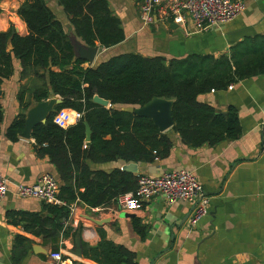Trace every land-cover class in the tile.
<instances>
[{"label":"crops","instance_id":"0c3cea01","mask_svg":"<svg viewBox=\"0 0 264 264\" xmlns=\"http://www.w3.org/2000/svg\"><path fill=\"white\" fill-rule=\"evenodd\" d=\"M22 1L0 0V32L10 27L19 34L27 32L25 23L16 13ZM45 1L61 21L73 46L84 44L75 35L57 1ZM107 1L120 19L124 39L109 48L97 44L94 62L84 60V67L121 53L165 59L191 54L219 56L228 54L230 47L245 37L264 34V0H243L244 9L233 20L200 32L194 31L188 17L182 23H175L170 16L158 11L151 22L143 23L140 18L142 0ZM13 63L12 76L0 88L3 112L0 171L11 183L9 192L0 201V264H54L50 258L54 251L61 252L67 260L64 264H99L83 256V245L96 246L102 236L133 252L138 264H264V138L260 131L264 120V74L199 96L201 102L217 113H227L229 108L235 110L240 129L238 138L214 145L190 146L169 128L163 132L172 142L167 157L133 162L137 171L132 173L137 176H158L179 169L192 171L210 196L207 214L196 225H188L192 204L169 203L162 196L140 200L135 211L121 208L115 200L95 208L75 202L71 204L73 211L68 219L63 221L65 235L60 233L53 242L26 231L20 216L11 214L41 212L42 209L40 201L16 195L13 184H33L45 172L53 174L60 184L55 166L48 157L38 155L31 136L24 138L19 134L14 141L5 136L6 128L20 110L18 95L25 92L24 98L30 101L31 107L36 103L31 90L46 83V78L36 76L33 70L21 77L19 60L14 58ZM128 163L131 162L86 160L91 170L106 172L122 170ZM134 221L144 227L142 234L134 228ZM17 236L29 240L26 256L21 259L16 255ZM76 236L81 239V256L72 253Z\"/></svg>","mask_w":264,"mask_h":264},{"label":"trees","instance_id":"16d2710c","mask_svg":"<svg viewBox=\"0 0 264 264\" xmlns=\"http://www.w3.org/2000/svg\"><path fill=\"white\" fill-rule=\"evenodd\" d=\"M56 1L86 46L109 48L123 41L120 19L107 0ZM16 13L27 32L19 34L12 27L0 32V88L12 76L16 58L21 77L33 70L36 76L46 78L45 84L31 90L35 102L48 97V87L62 100L44 123L32 128L31 137L38 155L48 157L55 166L60 180L58 197L64 204L42 203L41 212L11 213L20 216L26 231L44 240L55 242L60 233L65 235L63 221L68 219L72 203L101 207L136 188L138 176L132 172L91 170L86 160L152 162L168 156L172 142L149 117L115 105L139 107L155 97L171 99V128L182 141L190 146L214 145L239 137L238 118L233 108L217 113L199 96L264 74V34L245 37L232 45L228 54L219 56L191 54L165 59L121 53L84 67V60L75 57L68 34L45 0H23ZM24 94L18 95L19 113L5 130L11 141L24 128L30 105ZM95 94L108 101L109 107L95 103ZM62 108L79 111L82 118L67 128L59 127L52 118ZM2 117L0 103V124ZM84 121L91 130L89 142L85 140ZM134 228L143 233L139 221H134ZM27 243L26 237H16L17 259L26 256ZM83 256L99 264H138L133 252L104 236L96 246L84 244Z\"/></svg>","mask_w":264,"mask_h":264},{"label":"built area","instance_id":"2783aa9c","mask_svg":"<svg viewBox=\"0 0 264 264\" xmlns=\"http://www.w3.org/2000/svg\"><path fill=\"white\" fill-rule=\"evenodd\" d=\"M243 9V0H142L140 18L143 23L151 22L156 11L170 16L175 23H182L185 17H188L194 31L200 32L213 25L233 20ZM81 118V112L62 108L54 114L52 120L59 127L67 128ZM260 131L264 138V120L260 124ZM10 186L9 179L0 171V201L7 195ZM59 187L56 177L45 172L33 184H13V191L20 197H31L41 203L61 205L64 202L58 197ZM155 196H162L169 203L184 201L192 204L188 217L190 227L207 214L210 201V196L196 175L186 169L171 170L158 176L138 175L136 188L118 195L115 201L121 208L135 211L140 200ZM70 211H73L72 206ZM50 258L54 264H64L67 261L60 251L51 252Z\"/></svg>","mask_w":264,"mask_h":264},{"label":"water","instance_id":"95a60500","mask_svg":"<svg viewBox=\"0 0 264 264\" xmlns=\"http://www.w3.org/2000/svg\"><path fill=\"white\" fill-rule=\"evenodd\" d=\"M72 47L73 52L78 58L88 61V63L94 62L98 51V46L90 47L78 43L76 46H73L72 44ZM10 48L11 46H9V49ZM93 101L105 107H109L110 105L108 101L100 98L97 94L93 96ZM61 102V98L55 95L51 89H49V95L47 98L36 102L34 105L27 109L24 119V128L20 133V136L29 138L31 136L32 128L38 123H44L48 115L54 111V106L60 104ZM172 104L173 101L171 99L155 97L142 106H125L121 107V109L132 112L138 116L149 117L158 128V130L160 132H164L165 130L173 126ZM84 125L86 135L85 140L89 142L91 130L86 121H84ZM122 170L135 173L137 171L136 163H128L122 166ZM75 245L76 248L72 251V253L77 256H81V239L79 236L75 237Z\"/></svg>","mask_w":264,"mask_h":264}]
</instances>
